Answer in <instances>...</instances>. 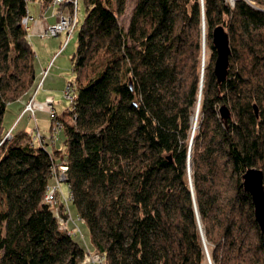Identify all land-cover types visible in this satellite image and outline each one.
Instances as JSON below:
<instances>
[{
    "label": "trees",
    "instance_id": "16d2710c",
    "mask_svg": "<svg viewBox=\"0 0 264 264\" xmlns=\"http://www.w3.org/2000/svg\"><path fill=\"white\" fill-rule=\"evenodd\" d=\"M83 1L76 97L58 115L61 148L49 150L5 132L36 52L22 24L29 1L0 0V264H82L86 248L45 200L60 163L102 264H264L243 180L249 168L264 173V0H134L127 21L129 0ZM218 25L230 46L221 81Z\"/></svg>",
    "mask_w": 264,
    "mask_h": 264
},
{
    "label": "crops",
    "instance_id": "0c3cea01",
    "mask_svg": "<svg viewBox=\"0 0 264 264\" xmlns=\"http://www.w3.org/2000/svg\"><path fill=\"white\" fill-rule=\"evenodd\" d=\"M31 2L32 6H29V9L38 18V21L32 24L29 29V40L33 48L36 49V41H39L41 33L45 30L48 25L53 24L59 19L61 11L58 9L59 7L48 4L45 5L42 0H32ZM53 49H49V55L46 58L40 56L39 58L37 57V59H35L36 77L31 88L27 90L22 96L8 104L3 119L5 132H11L12 134H14L19 130H24L29 134H35V131L38 130L43 136L48 138L50 132L51 118L49 116L48 104H46V102L52 101L53 106L55 107L59 116L65 111L66 108L57 97L58 88H56V85L54 84L57 79H64V76L62 72L60 73L57 70L58 66L56 67V69H54V66H56V62L58 60V55L54 57V54L57 51L52 53ZM45 69H47L46 74H44ZM31 98H33V102H35V120L29 112L24 111L25 102H27ZM43 101L46 106H43ZM39 108H42L46 111H44V113H46L47 115L45 122L42 121L40 114L38 113L40 112L38 110ZM62 138L63 135L62 132H60L57 141L55 140L51 143V141L48 140V142L50 143L47 145V148L49 150H53L52 147L61 148ZM34 142L39 143L36 138ZM69 225H71V228H74V222L69 221Z\"/></svg>",
    "mask_w": 264,
    "mask_h": 264
},
{
    "label": "rangeland",
    "instance_id": "374dc122",
    "mask_svg": "<svg viewBox=\"0 0 264 264\" xmlns=\"http://www.w3.org/2000/svg\"><path fill=\"white\" fill-rule=\"evenodd\" d=\"M133 2H134V0H129L127 11H126V13L124 15V20L125 21H127L128 18H129L130 8L132 7ZM252 4H255V3L252 2ZM29 6L30 7L32 6V2L31 1L29 2ZM79 12H80V14H79L80 15V19L83 20L85 12H86L85 3H84L83 0H79ZM65 39H66V31L60 33L59 35H55V36H43V37L41 36L39 38V41H36L38 49L37 48L35 49V52H36L35 59H37V57L39 58L40 56L46 58L49 55V51H50L49 49H51V48L52 49L54 47L57 48V49L54 48L52 53H54L55 51H58L61 48L60 49L61 52L58 55V58H57L58 60L56 62V66H54V69H56V67L58 66L57 70L60 73L61 72L63 73L64 79H62V78H60V80L57 79L54 82V84L56 85L55 87L58 88V96H57L58 99L62 102L64 107L67 108L70 105V103H69L68 100H66L64 98L63 89L65 88V86H66L68 81L74 79L73 78L74 77V73H73V66H72L71 56H72V54H73V52H74V50L76 48V44H77V29L73 32L72 36L69 38L68 44H66L63 47V43L65 42ZM204 39H205V35H204V38H203V44H204ZM205 43H206V39H205ZM205 53H206L205 58H203V60H202V68L205 66V64L207 62V59H208V56H209V50H206ZM61 83H62V85H61ZM27 102H25V104ZM48 102L49 101H47L46 104H48ZM46 104H44V101H43V106H46ZM60 105H61V103H60ZM38 110L40 111L38 113L40 114V117H41L42 121L45 122L46 121V117H47L46 113H44L45 110L42 109V108H39ZM258 110H259V107H258ZM198 111H199V109L197 107V112H196L197 116L199 115ZM26 112H29L31 114V116L34 118L35 114H34L33 111L27 110ZM52 126H53V120L51 119L50 127H52ZM197 127H198V122H197ZM197 127H196V129H197ZM60 132H62V131H60ZM59 133L57 134L56 141H57ZM31 137H32V140L35 141L34 134H31ZM59 155H62V152H60ZM58 181H60V187H61V192H62L61 194L59 193V197L64 200L65 198L69 197V193H70L69 186H68V183L65 180H58L56 178H51V180H50V182H52L51 184L57 183ZM68 207L70 208V214L72 216L70 221L74 222V226L73 227L77 231V233L73 234V236L81 244H83L84 247L86 248L85 257L82 260V264H90V263H92V264H100L101 262L99 261L98 254H96L94 252L95 249H94V245L92 243L91 237H90L89 228H88L87 224L81 218H79L78 215H77V212H76L78 210L77 209V205L75 204V202L73 200L69 199L68 200ZM70 226L71 225H69V227Z\"/></svg>",
    "mask_w": 264,
    "mask_h": 264
},
{
    "label": "built area",
    "instance_id": "2783aa9c",
    "mask_svg": "<svg viewBox=\"0 0 264 264\" xmlns=\"http://www.w3.org/2000/svg\"><path fill=\"white\" fill-rule=\"evenodd\" d=\"M29 2L32 0H28ZM65 1H70L73 3L74 7L68 8V7H60L61 3ZM231 5L234 4L236 0H227ZM53 6L59 7L58 9L61 11L59 19L53 23L48 25L45 30L42 32L41 36H53L57 35L60 32L66 31L68 34H73L75 31L76 24L78 22L79 17V0H51L50 2ZM48 5H50L48 3ZM37 18L34 16V14L30 11L29 7L27 9V14L22 18V24L25 28L28 30L30 29L32 23H36ZM47 69L44 70V74H46ZM42 85V83H41ZM63 95L66 100H68L70 103L75 99L76 97V88L74 84L71 81H68L65 88L63 89ZM33 98H31L25 105V109L31 110L34 112V102ZM48 110L50 112V117L53 120V132L57 131L61 127L60 121L57 119V111L55 107L53 106L52 101L48 102ZM53 134V133H52ZM12 133L8 132L7 137H11ZM37 136H41L40 134H37ZM67 169L66 164L60 163L57 169L53 168V178H56L58 180H65V171ZM59 184L60 181L54 184H49L45 200L48 202L53 209L54 214L58 218V222L61 228L68 230L70 233L76 234L77 231L75 228L69 227V221L71 220L72 216L70 214V208L68 207V200L71 199V197L65 198L64 202L65 204L63 207L60 206V197H59ZM61 212L68 213V216H63ZM100 264L103 263V258L99 257Z\"/></svg>",
    "mask_w": 264,
    "mask_h": 264
},
{
    "label": "water",
    "instance_id": "95a60500",
    "mask_svg": "<svg viewBox=\"0 0 264 264\" xmlns=\"http://www.w3.org/2000/svg\"><path fill=\"white\" fill-rule=\"evenodd\" d=\"M213 44L217 50V58L215 60L214 71L219 81L223 80L228 72L229 65V37L228 32L222 25H218L213 30ZM205 43V39H204ZM203 77L201 79L202 84ZM201 92V90H200ZM221 115L227 119L230 115L229 108L222 104L219 108ZM254 110L258 114V105L254 104ZM264 173L261 168L252 167L243 174L244 186L250 191L254 202V210L256 218L264 232ZM210 264L211 261H210Z\"/></svg>",
    "mask_w": 264,
    "mask_h": 264
},
{
    "label": "bare ground",
    "instance_id": "6f19581e",
    "mask_svg": "<svg viewBox=\"0 0 264 264\" xmlns=\"http://www.w3.org/2000/svg\"><path fill=\"white\" fill-rule=\"evenodd\" d=\"M50 2H51V0H50ZM49 2V4L50 5H52L51 3ZM72 3V2H71ZM37 21H38V19H37ZM80 21H81V19H80V15H79V17H78V22H77V24H76V27L74 28L75 30L78 28V26H79V24H80ZM55 23V22H54ZM32 24H34V23H32ZM64 32V31H63ZM60 33H62V32H60ZM60 33H58L57 35H59ZM42 34V33H41ZM41 36V35H40ZM53 36H55V35H53ZM72 36V33L71 34H68L67 32H66V39H65V42L63 43V47L66 45V44H68V42H69V38ZM206 43H204V45H205ZM61 49V48H60ZM58 50L55 54H54V57L55 56H57V55H59L60 54V52H61V50ZM54 57H53V59H54ZM70 103V102H69ZM71 104V103H70ZM26 105V104H25ZM198 107V106H197ZM24 111H27V109H25V107H24ZM196 112H197V109H196ZM196 112H195V114H194V116H193V119H192V127H193V130H195L196 129V127H197V122H198V116L196 115ZM198 113H199V111H198ZM34 114H35V110H34ZM49 116H50V112H49ZM34 120H35V116H34V118H33ZM57 119L60 121V119L58 118V114H57ZM60 123H61V121H60ZM62 126H63V124L61 123V127H60V129L59 130H57V131H55V132H53V128L52 127H50V133H49V137L47 138V137H45V136H43L38 130H36L35 131V134H34V138H36L37 139V141H39V142H48V140H50L51 142H54L55 140H56V137H57V134L62 130ZM53 133V134H52ZM37 134H40L41 136L39 137V136H37ZM59 193L61 194L62 192H61V187H60V184H59Z\"/></svg>",
    "mask_w": 264,
    "mask_h": 264
}]
</instances>
